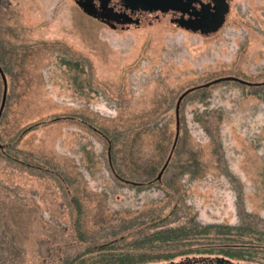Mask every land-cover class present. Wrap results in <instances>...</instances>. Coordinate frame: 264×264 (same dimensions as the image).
I'll list each match as a JSON object with an SVG mask.
<instances>
[{"label":"rangeland","instance_id":"1","mask_svg":"<svg viewBox=\"0 0 264 264\" xmlns=\"http://www.w3.org/2000/svg\"><path fill=\"white\" fill-rule=\"evenodd\" d=\"M248 2L245 18L234 8L227 27L206 35L173 15L114 28L76 0H0V55L9 71L0 117V264H63L68 252L94 243L86 226L97 239L118 230L128 234L119 244L136 238L143 241L128 246L187 252L171 261L217 255L191 249L238 245L264 259V232H252L264 231V0ZM4 90L0 76V110ZM49 114L61 118L32 123ZM181 114L187 128L164 169ZM107 125L116 126L122 165L143 179L163 168L160 181L114 180L98 131ZM36 162L70 174L81 220ZM206 223L232 231L147 239Z\"/></svg>","mask_w":264,"mask_h":264},{"label":"trees","instance_id":"2","mask_svg":"<svg viewBox=\"0 0 264 264\" xmlns=\"http://www.w3.org/2000/svg\"><path fill=\"white\" fill-rule=\"evenodd\" d=\"M4 57H2L0 55V65L3 68V71L5 72L6 76H8L9 71L7 70V66L5 65L6 62L3 60ZM7 71V72H6ZM0 76H2V73L0 71ZM3 79V76H2ZM4 80V79H3ZM8 80V77H7ZM207 89L206 92L207 95L210 93V91L208 90V88H204ZM195 90V88H191L189 90H187L186 92H184L180 102V105L178 106V103L176 105V112L177 109L181 110L182 108V103L187 100H189V96H188V92ZM202 94H205V93ZM180 96V97H181ZM188 96V97H187ZM192 98L196 97L195 95L191 94L190 95ZM187 97V98H186ZM184 100V101H183ZM179 101V99H178ZM182 117V118H181ZM181 117L179 116V118L177 117L176 120V127H175V131H176V136H175V142L174 144H172V146L169 148V155L168 158L166 160V162L163 165V168H167L170 161L173 160L174 158V154L176 152V148L177 146H179V137L181 136V128H185L186 127V122L184 117L181 114ZM59 118H61L58 115H54V114H49L47 116H44L42 118H40L39 120H36L34 122H32L33 124L35 123H41V122H50V121H55L58 120ZM155 124L158 125H162L163 122L161 120H157L155 122ZM108 126V125H107ZM116 126H108L109 129H99L98 131H100V137L103 139V143L106 149V159H107V163H108V167L110 169V172L112 174V176L114 177V180L118 181V182H123L125 181H131L133 180L137 185L140 186H144L146 183L151 182L154 178H156L157 181H160L159 178V174L158 173L157 176H154L155 174L150 171L147 173V175H150V178L147 179H143L142 176L144 175V173L139 172L137 169H127L125 168L123 160L121 161V159H125L124 156L121 155V150H119V145L117 144V131H115L113 128H115ZM183 128V129H184ZM187 128V127H186ZM6 147V146H5ZM4 146H0V151H3ZM2 154V153H1ZM12 158L14 161L19 160L20 162H25L23 160H21L20 158H14V157H10ZM30 163V162H29ZM27 164V163H26ZM51 165L50 163L44 164L43 163H37L36 162V167H38L40 169V171L42 172L41 174H45L50 178L56 179L57 183L59 184V186L61 187V189L63 190L64 194H67L69 196L70 200V204L69 207L71 208L72 211V215L75 216L74 219H79L81 220L80 217V210L82 209L81 205L79 204V202L77 201L76 205H72L75 201V195L76 192L74 191L75 187L69 186V182L68 179H70L69 176L70 174L64 172L63 170L57 171V170H51L50 169ZM123 166V167H122ZM166 166V167H165ZM54 167V166H53ZM123 168L130 172H132V175H130L128 172L125 173L123 172ZM59 169V168H58ZM129 176H128V175ZM74 178V177H73ZM64 181L67 182L66 186H64ZM138 181V182H137ZM76 209V210H75ZM147 215H154V213H149ZM151 219H155L154 218H148L146 220H151ZM191 224L193 223L192 220H190ZM232 225L229 224H220V223H206V224H201L200 226H194L191 228H189V226H183L181 230L180 226L178 227H166L163 229H158V231H154L153 233H151L150 235H147V239H153L152 241H156L159 242L161 244H163V242H167V241H177L182 235V237L184 235L187 234H192L193 236H195L196 238L198 237H204V236H209L212 233H226L228 234L229 232L232 231ZM251 229V227H249ZM79 228L77 227L76 230H78ZM190 230V232H189ZM255 230V231H254ZM91 231V232H90ZM237 231V233L239 232V230H235ZM86 232L89 233L90 236L93 235V237H96L93 243V239L91 242L87 243V246H84V248H81L80 250H78L76 253H70L68 252L66 255V259L63 262V264H86V261H90L93 260L92 263L90 264H152V261H158V260H170L174 259L176 256L178 255H182V254H186L185 250L181 251H171V250H167L164 248H161L160 250H158L157 252H150L147 250L146 248V244H138V246H128L131 245V243L135 242V243H139L143 240H137L136 238H133L131 240H129V242L127 244H119V238H121L122 240H125V238L128 237V234L126 233H119V231H114L111 233V235L108 236H104L102 238L103 235H101L99 237V239H97V233L95 229H89L86 226ZM252 232H254L255 234H257L258 232H260V234H262L264 231L259 228V229H252ZM97 234V235H96ZM132 234V233H130ZM250 234V233H249ZM264 235V234H263ZM151 236V237H149ZM92 237V238H93ZM106 238V239H104ZM153 244V243H152ZM238 244V242H237ZM155 245V244H153ZM144 246V247H143ZM244 246H246V244H244ZM140 247H143L144 250H141ZM258 247V246H257ZM248 246L243 247V245H238L237 248L235 246L231 247V248H225V250L222 248L218 249L215 247H202L199 249H191L190 251H199V252H203V251H212L215 250L217 251V254H221L224 253V255L229 256V257H244L247 256V258H252L253 256L256 257L257 255L254 254H249L248 251ZM264 248V247H262Z\"/></svg>","mask_w":264,"mask_h":264},{"label":"flooded vegetation","instance_id":"3","mask_svg":"<svg viewBox=\"0 0 264 264\" xmlns=\"http://www.w3.org/2000/svg\"><path fill=\"white\" fill-rule=\"evenodd\" d=\"M85 11L110 26L142 25L153 18L168 15L172 21L186 29L206 35L217 33L227 27L229 18L236 8L243 18L248 0H76ZM243 4V5H242ZM238 81L258 85V81ZM177 262V260H173ZM171 261V262H173ZM180 261V260H179ZM262 258L229 257L224 253L202 258L181 260L182 264H261ZM167 264V263H165Z\"/></svg>","mask_w":264,"mask_h":264},{"label":"water","instance_id":"4","mask_svg":"<svg viewBox=\"0 0 264 264\" xmlns=\"http://www.w3.org/2000/svg\"><path fill=\"white\" fill-rule=\"evenodd\" d=\"M0 71H1V73H2V76H3V79H4V83H5V90H4L3 102H2L1 110H0V117H1V114H2L3 108H4L5 103H6L7 89H8V80H7V76H6L5 72L3 71V68L1 67V65H0ZM181 99H182V96L179 98L178 106L180 105ZM178 118H179V115H178ZM163 170H164V169H163ZM163 170H162L161 173L159 174V178H161L162 173H163ZM182 263H183V262H180V261H177V262H174V261H173V262H168L167 264H182ZM162 264H165V263H162Z\"/></svg>","mask_w":264,"mask_h":264}]
</instances>
